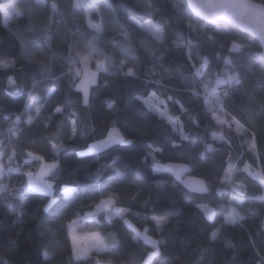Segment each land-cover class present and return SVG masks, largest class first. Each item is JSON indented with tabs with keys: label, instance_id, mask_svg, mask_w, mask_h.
Here are the masks:
<instances>
[{
	"label": "trees",
	"instance_id": "1",
	"mask_svg": "<svg viewBox=\"0 0 264 264\" xmlns=\"http://www.w3.org/2000/svg\"><path fill=\"white\" fill-rule=\"evenodd\" d=\"M254 1L264 4V0ZM1 2L17 5L23 15H15L5 26L0 11V63L15 62L14 68L0 67V140L21 153L11 162L20 171L12 172L8 183L16 191V198L11 203L0 198V264H94L96 258L113 264H141L147 259V253L154 249L143 240H134L135 231L121 216L107 219L103 210L78 230L102 236L112 233L118 247L99 256L93 253L91 259L78 261L73 257L67 225L90 210L82 211V205L100 198L94 191L98 169L101 181L117 194V206L128 210L125 218L135 229L143 233L147 228V235L163 240L160 254L149 264H257L256 252L264 247V185L243 169L247 163L264 175V111L260 108L264 102V63L255 55L261 50L259 43L255 40L253 44L246 39L248 35L231 25H213L199 19L185 0H96L99 13L87 16L85 9L74 7V0ZM53 3L58 6L56 12L52 11ZM129 17L159 22L165 29L164 39L155 41ZM89 20L100 24L104 33H94ZM189 22L207 26L193 31L187 26ZM122 31L128 33V40L120 35ZM97 35L110 61H106L105 72H98L96 82L88 87L89 104L85 105L83 91L75 87L80 78L68 72L73 63L68 50L70 45L83 50L89 41L96 42L93 38ZM230 39L244 47L229 54ZM176 42L193 47L176 48ZM149 49H155V54ZM202 57L210 61L204 78L194 76L192 67H198ZM96 59H90L91 68H95ZM224 59L232 61L230 70L237 72L242 83L219 87L218 93L224 87L230 92L223 114L229 122L235 116L245 127V121L254 126L258 156L250 153L246 144L241 146L234 126L229 129L218 125L209 111H218L219 106L214 104V96L206 98L203 84H213L211 73L223 69ZM120 60L126 61L123 69ZM82 66L77 65L80 69ZM127 67L136 74L126 76ZM9 77L18 86L9 88ZM33 80L37 82L35 88ZM151 93L159 96L171 116L179 117L187 140H181L180 124L174 130L169 120L146 104L144 97ZM181 104L187 112L182 111ZM57 106L62 113L54 112ZM27 115L33 118L31 124L24 119ZM73 120L76 136L72 135ZM13 123L16 131L10 133L8 128ZM113 126L130 132L133 143L77 156L91 143L106 138ZM213 132L223 134L224 139H214ZM52 144L60 146L58 153L52 152ZM209 146L215 151H209ZM155 148L161 151L154 152ZM28 152L44 156L48 162L58 159V169L45 177L53 185L51 197L27 190L29 177L25 173H35L39 168L37 161L24 163ZM229 154L234 169L231 182L244 186L243 196L223 182ZM153 155L159 165L181 162L189 170L181 176L171 170L153 171ZM4 162L9 163L6 157ZM114 169L124 172L126 178L121 180ZM186 176L202 178L209 191H192L184 184ZM65 186L77 191L65 195ZM224 188L228 190L219 191ZM49 199L55 204L45 212ZM198 204L213 209L211 220ZM233 210L244 219L225 224ZM154 216L167 223L158 229L151 219ZM216 228L220 232L212 240L211 232ZM45 250L51 254L47 260L43 257Z\"/></svg>",
	"mask_w": 264,
	"mask_h": 264
},
{
	"label": "snow or ice",
	"instance_id": "2",
	"mask_svg": "<svg viewBox=\"0 0 264 264\" xmlns=\"http://www.w3.org/2000/svg\"><path fill=\"white\" fill-rule=\"evenodd\" d=\"M38 3H43V0H37ZM187 6L194 11L197 12V15L203 16L205 21L210 22L211 24H219L221 21H223L225 24H232L236 25L239 28L243 29L244 31L250 33L251 35L249 37H246V39L252 40V43H255L256 38L259 40V44L261 47H264V4H255L252 3L251 0H219V2H209L206 3H195L194 0H188ZM52 11H57V4L53 3L51 5ZM74 7L76 8H83L85 9V15H89L93 12L99 13L100 11V5L96 2L85 4L82 3L81 0H77ZM109 7L111 5L109 4ZM179 7V5H177ZM149 8H151V4H149ZM0 9L3 10V22L5 26L9 23V20L11 18V13H15L16 16H21L23 13H21L16 5L13 4H0ZM129 21L132 24L137 25L140 29H143L145 32L151 33V35L154 37L155 41L159 42L164 39L165 36V29L164 27L160 26L159 22L153 23L152 20H148L145 23H141L139 20L135 19L134 17H129ZM89 28L93 30L96 34H102L104 33L105 29L100 24H93L91 20H89L88 24ZM188 28L190 30H196L197 27L203 29L207 25L205 23H200L199 25H194L191 22L188 23ZM123 28V26H122ZM124 37L125 40H128V33L126 31H122L120 33ZM211 38V37H210ZM96 40L95 43L92 41H89L83 50H78L75 45L69 46V59L73 61L72 64L68 66V72L75 73V76H79L81 73L80 68L77 67L78 64H82L84 66V79L80 81L79 84H76L75 87L81 89L83 91V103L85 105L89 104V92H88V84L95 83V77L98 72L106 70V61H110V56L106 55L104 47L101 46L98 35L93 38ZM113 41H115V38H113ZM47 42V40H46ZM252 45L250 44L249 47ZM176 48H184L187 47L191 49L193 45L189 43L188 45H183L181 43L176 42L175 43ZM244 47L243 44L237 42L234 39H230L228 41V47L227 51L228 53L232 52H238ZM129 50L131 51V48L129 46ZM150 53L155 54V49H149ZM134 54V53H133ZM255 55L258 56L262 63H264V51H257L255 52ZM95 56L97 59L95 60V71H91L88 67L90 59ZM189 59H192L191 56H189ZM121 68L123 69L126 66V61L120 60L119 61ZM223 69L220 71H213L211 73L212 76L215 77V80L212 82L214 86L209 88L208 83L203 84V88L205 90L206 98L207 96L211 95L214 96V104L218 105V111L225 112L226 109V99L230 98V92L225 90L222 93H217V89L221 85H241V77L235 72L230 71L232 68V61L229 59H224L223 61ZM210 66V61L207 57H202L199 61V66L193 65L192 67L195 69L194 76H198L201 78H204L206 76V73L204 71L205 68ZM0 67L3 68H14L15 62H6V63H0ZM126 76H133L136 73L133 71L132 67H127V71L124 73ZM71 79H75V77H72ZM36 81L33 80V88L36 87ZM159 83V81H157ZM7 84L9 88L16 87L17 81L9 77L7 80ZM51 95V93H49ZM155 94L153 93V96ZM223 97V98H222ZM169 100H172L173 97H168ZM175 103L179 104V100H175ZM163 103V102H162ZM35 104V101H34ZM109 108L112 107L111 104L108 105ZM32 108V105H29V109ZM261 111H264V102L260 104ZM181 109L183 112H187V109H184L183 105L181 104ZM37 113L40 112L39 107L36 108ZM209 111L212 114V119L216 121L218 125H228L229 129H231L233 126L235 128L236 136L239 137L242 140V147L246 144L247 149L250 153L253 155L258 156L257 152V141H256V133L254 131V126L250 123L245 121V123H248V127H245L244 123H241L239 119H237L235 116L231 117V122L228 120H225L221 118L220 115L216 114L217 109H209ZM55 113H62L63 109L59 106L55 107L54 109ZM163 115V113H161ZM32 117H29L28 123H32ZM170 122L175 126L179 120V117H177L176 120H171ZM20 117H16V122H19ZM193 123H196V121H193ZM72 135H77V129H76V121H72ZM16 131L15 123L13 124V127L9 128L10 133H14ZM115 134V135H114ZM213 138L214 139H220L223 140V136H218L216 132H213ZM188 137L183 134L181 131V140H187ZM132 140L125 139L119 132V130L113 126L107 133V138L100 140L97 142V144H93L89 146L87 151H81L77 153V156L83 157L87 154V152H91L97 149L98 145L103 147H109L113 144H121V145H130L132 144ZM151 148V146H149ZM173 147H177V145H173ZM51 149L53 153H58L60 150V146L57 144H52ZM209 151H215L211 148V146L208 147ZM154 152L161 151L160 148L153 149ZM21 153H18L16 147L14 145H10L4 140H0V198L4 199L6 203H11L13 199L16 198V191L11 188L7 183H4L6 179V173H11L14 171H20L19 166L13 167L12 163L15 158L18 157ZM151 154V153H150ZM27 156L31 158L33 161H37L40 163L39 171L35 174V178H33L32 172L25 173L28 177V184H27V190L28 191H34V192H43L46 193L48 197L52 196V190L53 185L49 183L48 181L44 180L43 177H46L49 175L50 172H52L53 169H58V159H54L52 163H46L44 160V156L36 155L33 152H28ZM7 158V161L9 163H5L4 159ZM153 159V171L159 172L164 169H171L172 165H164L161 166L156 162L155 156H152ZM231 159L232 156L229 154V166L227 171L224 173V183L228 185L233 191L239 192L241 196L244 195L246 189L242 184H233L231 182V173L234 170L231 165ZM28 161L26 160L25 163ZM250 165L245 163L244 164V171L249 172V175L254 176L256 179L260 180V183L264 185V175H262L260 172H251ZM184 170H189L187 165L183 166ZM115 174L121 179L124 180L125 173L120 171L119 169L113 170ZM58 175V172L56 173ZM55 178V176L53 177ZM95 180L96 185L94 186V191L97 192L99 195V199H93V202L91 204L82 205V211L83 209H90L88 211H83V217L88 218L92 217L94 218L98 212L100 211H107L108 216L107 219H111L113 215H119L123 219L124 223L128 225L129 228H131L133 231H135L136 235L133 237L134 240L140 241L143 240V242L146 245H150L154 251H150L147 253V259L143 260L141 264H149V261L152 260L153 257L158 256L160 254V248L159 245L163 243V240H155L152 239L151 236L147 235L148 229L145 228L144 232L141 233L139 230L135 229V227L125 218L128 210L122 207H117L118 203V196L115 193L113 189H111L108 185L104 184L101 181V171L98 169L95 173ZM201 184L200 188L192 189V191H198L206 193L209 191L207 187H204L203 181L199 182ZM186 186H188L186 184ZM227 188L220 189L219 191H226ZM65 195H70L77 191L76 188H69L65 187L63 189ZM243 203V201H241ZM55 204V200L49 199L48 203L44 206V211L48 212L49 209ZM147 206V203L145 202V205ZM197 207H203L208 219H212V210L207 208L206 205H197ZM248 211H255L253 208H249ZM79 214V213H78ZM152 220L155 221L157 228L160 229L162 226L167 223L166 220H163L161 218L152 217ZM236 219L243 220L244 217L241 216L239 213H236L235 210H233V213L231 214V218H226L224 220L225 224H232L236 222ZM78 220H73L67 225V232L68 236L71 237L72 240V255L76 260H82V259H91L92 254L95 253L97 256L101 253H106L110 248L116 249L119 245V241L117 240L116 236L112 233H108L106 236H101L100 233H93L91 235V239L93 243L91 245H85L81 246V244L78 241L77 236L75 235V226L78 224ZM262 226H264V221L261 222ZM220 232V228H216L211 232V239L215 240L217 238L218 233ZM229 247L232 245L229 244ZM50 253L45 250L43 252V257L45 260H47L50 257ZM256 255L258 256L257 264H264V247L257 250ZM3 258L0 257V261H2ZM3 264H8L7 261H3ZM94 264H113V261L111 260H103L102 258H96L94 260ZM127 264H133L132 261H128Z\"/></svg>",
	"mask_w": 264,
	"mask_h": 264
},
{
	"label": "rangeland",
	"instance_id": "3",
	"mask_svg": "<svg viewBox=\"0 0 264 264\" xmlns=\"http://www.w3.org/2000/svg\"><path fill=\"white\" fill-rule=\"evenodd\" d=\"M96 0H81V2L82 3H85V4H90V3H93V2H95ZM77 2V0H74V3H76ZM96 3H98V2H96ZM4 4H8V3H6V2H4ZM10 4H13V3H10ZM99 4V3H98ZM14 5V4H13ZM16 7H17V9L21 12V10L19 9V7L16 5ZM11 15V18L12 17H14L15 16V13H11L10 14ZM10 18V19H11ZM148 20H152V22L155 24V23H157V21H155V20H153V19H148ZM148 20H144V21H140L141 23H145L146 21H148ZM160 24V23H159ZM160 26H162L161 24H160ZM88 67H89V69L91 70V71H95L96 70V68H91L90 67V65H88ZM82 69H84V66H82ZM231 71V70H230ZM237 73V72H236ZM98 74V73H97ZM97 76V75H96ZM79 83V82H78ZM212 86H214V84H212L209 88H211ZM89 87V86H88ZM218 90H219V88L217 89V93H218ZM155 94V93H154ZM144 101L146 102V104L147 105H149L151 108H153V109H155L158 113H159V115H161V113H163V115H161V116H163V117H165L167 120H169L170 121V119L169 118H171V120H176L177 118H175V117H173V116H171L170 114H169V112H168V110L164 107V106H162V101H161V99L159 98V96L157 95V94H155L154 96H153V93H151V94H149L148 96H146V97H144ZM216 114L217 115H220L221 116V118H223V119H225V120H227L226 119V117L224 116V114L222 113V112H220V111H217L216 112ZM177 124H180V120H178V122H177ZM226 127H228L229 128V126L226 124L225 125ZM179 128H180V130L183 132V127L181 126V124H180V126H179ZM120 132V134L125 138V139H128V137L125 135V133L123 132V131H119ZM183 134H184V132H183ZM115 135V134H114ZM185 135V134H184ZM218 136H221V134H219ZM129 140V139H128ZM164 165H172L173 167L171 168V169H164V170H171V171H173L176 175H178V176H181L182 175V173H183V171H184V168H183V166L184 165H186L185 163H181V162H164V163H162L161 164V166H164ZM162 171V170H161ZM249 171H251V172H258V171H253L251 168H250V170ZM233 172V171H232ZM37 172H35V173H33V176H35V174H36ZM261 173V172H260ZM248 174H249V172H248ZM231 175H232V173H231ZM251 176V178H254V179H256L254 176H252V175H250ZM230 179H231V177H230ZM183 181H184V184L186 185H188V186H186V187H188L189 189H197V188H200L201 187V184L199 183L200 181H203L204 182V184H203V186L204 187H207L206 186V183H205V181L202 179V178H199V177H195V176H186V177H184L183 178ZM233 184H235L234 182H232ZM117 207H120V206H117ZM123 208V207H122ZM203 208V207H202ZM207 208H209L208 206H207ZM204 209V208H203ZM210 209V208H209ZM107 212V211H106ZM107 214H108V212H107ZM114 216V215H113ZM119 216V215H118ZM228 218H231L230 216L228 217ZM161 219H163V220H165L164 218H161ZM79 222H78V224L75 226V235L77 236V238H78V241H79V243L81 244V246H85V245H91L92 243H93V241H92V239H91V235L93 234V233H99V232H92V231H79L78 230V227L80 226V225H82L83 223H84V221H86V219H79L78 220ZM101 235V234H100ZM102 236V235H101ZM150 236V235H149ZM152 239H154L153 237H152ZM72 241V240H71Z\"/></svg>",
	"mask_w": 264,
	"mask_h": 264
},
{
	"label": "crops",
	"instance_id": "4",
	"mask_svg": "<svg viewBox=\"0 0 264 264\" xmlns=\"http://www.w3.org/2000/svg\"><path fill=\"white\" fill-rule=\"evenodd\" d=\"M96 79H97V76L95 77V81H96ZM93 84V83H92ZM91 84H88V86H90ZM29 115H27L26 117H24V119H25V121H27L28 122V119H29ZM112 128V127H111ZM119 131L121 130V131H123L124 133H125V135L128 137V139H130V137H131V133L130 132H127V131H125V130H122V129H120V128H118V127H116ZM219 134H221V133H218V135ZM221 136H224L223 134H221ZM107 138V137H106ZM106 138H104V139H106ZM103 140V139H102ZM100 141V140H99ZM97 142L98 141H96V142H93V143H91L90 144V146L91 145H93V144H97ZM116 145H118V144H113V145H111V146H109V147H114V146H116ZM109 147H103V146H99L98 145V147H97V149L96 150H94V151H91V152H98V151H103V150H105V149H107V148H109ZM89 148V147H88ZM87 148V149H88ZM87 149L85 150V151H87ZM27 158H29V157H27ZM46 163H52L53 161H51V162H48V161H45ZM37 164H38V167L40 168V163L39 162H37ZM39 168H38V170H37V172L39 171ZM33 178H35V176H33ZM43 179L44 180H46V178L45 177H43ZM29 180V179H28ZM47 181V180H46ZM49 182V181H48ZM50 183V182H49ZM65 187H69V188H73V187H71V186H65ZM64 187V188H65ZM52 192H53V190H52ZM210 208V207H209ZM211 209V208H210ZM212 210V216H213V209H211ZM205 211V210H204ZM105 213H106V215L108 216V214H107V212L105 211ZM206 213V212H205ZM97 215H98V213H97ZM97 215L94 217V218H97ZM207 215V214H206ZM208 217V216H207ZM84 217L82 216V217H80V218H77L76 220H81V219H83ZM94 218H92V217H88V218H84V219H86V220H89V219H94Z\"/></svg>",
	"mask_w": 264,
	"mask_h": 264
},
{
	"label": "water",
	"instance_id": "5",
	"mask_svg": "<svg viewBox=\"0 0 264 264\" xmlns=\"http://www.w3.org/2000/svg\"><path fill=\"white\" fill-rule=\"evenodd\" d=\"M185 1H186V3L188 4V0H185ZM194 2H195V3H206V2H209V0H194ZM211 2L215 3V2H219V0H211ZM251 2H252V3H255V4H263V3H260V2H256V1H254V0H251ZM189 9H190V11H191L196 17H198L199 19L205 21L203 16H199V15H197V12L194 11L193 9H191V8H189ZM205 22L208 23V24H211V23L208 22V21H205ZM213 25H231V26L235 27V28H236L238 31H240L241 33H244V34H246V35H248V36L251 35L250 33L244 31L243 29L239 28L238 26H236V25H232V24H225L223 21H221L219 24H213ZM253 39H255V40L259 43V40H258V39H256V38H253ZM259 45H260V44H259ZM260 48H261L260 51H264V47H261V46H260ZM257 57H258V56H257ZM258 58H259V57H258ZM259 59H260V58H259Z\"/></svg>",
	"mask_w": 264,
	"mask_h": 264
},
{
	"label": "built area",
	"instance_id": "6",
	"mask_svg": "<svg viewBox=\"0 0 264 264\" xmlns=\"http://www.w3.org/2000/svg\"><path fill=\"white\" fill-rule=\"evenodd\" d=\"M0 4H4L3 2H1ZM0 11H1V13H2V15H3V10L2 9H0ZM81 70V73H80V75L78 76L79 78H80V80H79V83H80V81L82 80V79H84V69H80ZM104 72H105V70H104ZM78 83V84H79ZM225 90H227V91H229V88L228 87H224L223 89H222V92L223 91H225ZM14 124V123H13ZM13 124H11V126L9 127V128H11V127H13ZM9 128H8V131H9ZM28 161L27 163H29V162H31V161H33L31 158H26L25 160H24V163H25V161ZM12 173V172H11ZM11 173H6V182H4V183H9V178H10V174ZM112 217H115V216H112Z\"/></svg>",
	"mask_w": 264,
	"mask_h": 264
}]
</instances>
